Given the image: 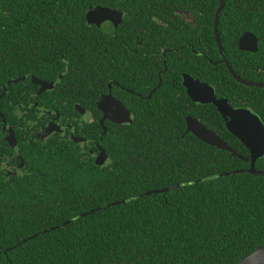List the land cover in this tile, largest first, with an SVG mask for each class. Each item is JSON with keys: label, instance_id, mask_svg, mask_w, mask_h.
I'll list each match as a JSON object with an SVG mask.
<instances>
[{"label": "trees", "instance_id": "16d2710c", "mask_svg": "<svg viewBox=\"0 0 264 264\" xmlns=\"http://www.w3.org/2000/svg\"><path fill=\"white\" fill-rule=\"evenodd\" d=\"M99 4L107 3L0 0V164L2 159L15 166L21 162L14 139L4 132L16 133L25 160L21 175L0 171V264L238 263L264 245V176L234 173L250 167V150L214 106L200 110L207 115L202 122L211 121L209 128L231 149L193 133L182 136L174 130L181 124L174 117L161 129L140 125L134 143L128 147L125 141L121 150L109 134L108 166L78 156L73 148L68 154L48 150L19 134V125L40 122L34 114L36 78L49 84L62 73L67 94L66 80L79 86L74 100L59 97L49 107L74 111L77 102L79 108L97 110V97L82 93L92 96L112 77L100 54L87 48L97 43L112 62L113 37H97L86 21L87 9ZM243 27L259 38L257 52L239 48ZM219 29L227 33L222 43L228 41L235 71L264 82V0H232ZM238 85L246 106L264 123V87ZM47 100L40 98L43 106ZM8 126H15L14 132ZM256 167L264 170V156ZM150 191L155 192L146 194Z\"/></svg>", "mask_w": 264, "mask_h": 264}, {"label": "flooded vegetation", "instance_id": "af4514ba", "mask_svg": "<svg viewBox=\"0 0 264 264\" xmlns=\"http://www.w3.org/2000/svg\"><path fill=\"white\" fill-rule=\"evenodd\" d=\"M152 1L157 2L105 0L107 4L87 9V25L95 31V35L113 37L112 62L107 61L108 56L102 54L103 51L100 53L97 43L94 46H90V43L87 45L91 52L100 54L99 62L103 68L111 67L112 77L100 82L96 93L92 96L82 93V97H97V110L79 108L77 102L74 111L65 109L62 112L49 107V103L55 106L54 101L59 97H72L74 100L73 94L79 91V86L73 87L66 80L65 84L69 85L67 94V86H62L63 74L59 73L50 81L52 83L44 84L47 88L43 90V84L40 83L43 80L36 78L34 105L38 111L34 114L40 115V122H37L38 125H19L21 136L48 150H51L48 147L51 146L59 153L67 150L68 154L73 148L78 156L108 166L110 147L105 143V138L109 134L112 135L113 143L118 145L117 149L121 150L125 141L128 147L134 143L137 129L142 124L155 130L161 129L165 127L164 122L174 117L181 123L178 125L180 128L174 130L180 131L183 136L192 133L189 130V118L194 117L201 122V117L204 120L207 118L201 109L214 106L218 110L214 103L195 101L188 84H207L218 99H224L233 108L250 109L238 85L245 84L242 81L246 79L242 73L235 71L229 60V51L225 46L228 41L224 45L222 43V37H226L227 33L219 29L222 12L232 0H159L157 8ZM233 1L243 3L245 0ZM214 6L216 8L212 10ZM247 32L250 31L243 27L238 37L239 48L240 39ZM215 66H219V70ZM102 73L107 71L102 70ZM231 77L237 85L231 82ZM20 97H24V94ZM41 97L49 98L48 107L41 104ZM61 101L69 104V101ZM219 114L228 129L225 118ZM209 122L207 126L211 127L213 124ZM8 127L14 132L15 126ZM4 133L5 138L14 139L13 147L21 162L15 166L11 161L2 159L0 171L8 176L21 175L25 160L16 133H13L14 136L12 132V136H8V132Z\"/></svg>", "mask_w": 264, "mask_h": 264}, {"label": "water", "instance_id": "95a60500", "mask_svg": "<svg viewBox=\"0 0 264 264\" xmlns=\"http://www.w3.org/2000/svg\"><path fill=\"white\" fill-rule=\"evenodd\" d=\"M218 42L221 44L220 38H218ZM240 49L257 52L259 50L258 37L254 33L247 32L240 39ZM227 63L231 71L234 73L230 63L228 61ZM235 77L238 78L236 74ZM242 82L250 86L264 87V82H250L246 80H243ZM40 83L43 84V90L47 88V85H44L45 82L41 81ZM188 86L189 92L195 101L200 103H214L217 106L219 112L225 118L230 132L250 150V156L247 158V160L251 161L250 167L234 171V173L245 172L264 176V170L256 167L257 159L264 156V123L260 116L248 108L235 109L224 99H218L211 90L212 88L207 86V84L195 82L193 86L190 84H188ZM188 123L189 130L200 140L217 148L231 149V146L216 131L209 128L199 119L191 117L188 119ZM226 174L228 175L231 173ZM153 192L155 191H150L146 194H151ZM236 264H264V245L243 257Z\"/></svg>", "mask_w": 264, "mask_h": 264}]
</instances>
